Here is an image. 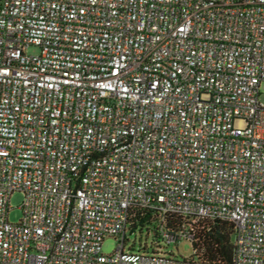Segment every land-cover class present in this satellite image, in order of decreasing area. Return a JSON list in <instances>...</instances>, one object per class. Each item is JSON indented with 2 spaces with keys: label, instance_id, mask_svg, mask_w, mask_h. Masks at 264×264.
<instances>
[{
  "label": "built area",
  "instance_id": "2783aa9c",
  "mask_svg": "<svg viewBox=\"0 0 264 264\" xmlns=\"http://www.w3.org/2000/svg\"><path fill=\"white\" fill-rule=\"evenodd\" d=\"M263 81L264 0H0V264H215L126 250L133 206L264 264Z\"/></svg>",
  "mask_w": 264,
  "mask_h": 264
},
{
  "label": "trees",
  "instance_id": "16d2710c",
  "mask_svg": "<svg viewBox=\"0 0 264 264\" xmlns=\"http://www.w3.org/2000/svg\"><path fill=\"white\" fill-rule=\"evenodd\" d=\"M187 218L175 214H164L158 209L142 208L133 206L129 210L126 223V235L124 242L127 245V232L146 231V239L139 240V248L136 240L129 245L131 251L156 254L162 252L163 247L168 245L163 239L164 229L175 231L186 224ZM190 226V224H187ZM193 238L190 240L193 253L190 259L202 260L215 264H233L234 260V237L235 224L222 219H202L197 224L191 226ZM152 235L151 242H148ZM177 244V243H176ZM170 255L176 256L174 253Z\"/></svg>",
  "mask_w": 264,
  "mask_h": 264
},
{
  "label": "rangeland",
  "instance_id": "374dc122",
  "mask_svg": "<svg viewBox=\"0 0 264 264\" xmlns=\"http://www.w3.org/2000/svg\"><path fill=\"white\" fill-rule=\"evenodd\" d=\"M29 51L31 53L38 52V48L35 46H31ZM259 99L262 103H264V81L261 83V86H260ZM23 199H24V195L23 193L19 191L14 192L12 194L11 199H10V206H11L10 213H9L10 221L18 222L21 219L22 213H23L21 209V204H22ZM146 236L147 235H146L145 230H143L142 233L140 231H136V232L128 231L127 232L128 241L126 245V250H130L129 245H131L134 240H136L138 243L135 246V249H138L139 240L142 239V241H144L146 239ZM147 238H148V242H151L152 235ZM121 240H122L121 237H113V236L106 237L103 242L104 253L106 254L113 253L116 250V247ZM162 252L166 254L174 253L178 257H190L193 253V248H192V244L190 241L182 240L177 244L172 243L170 245H165L163 247Z\"/></svg>",
  "mask_w": 264,
  "mask_h": 264
}]
</instances>
